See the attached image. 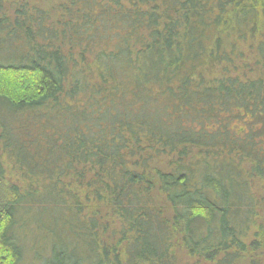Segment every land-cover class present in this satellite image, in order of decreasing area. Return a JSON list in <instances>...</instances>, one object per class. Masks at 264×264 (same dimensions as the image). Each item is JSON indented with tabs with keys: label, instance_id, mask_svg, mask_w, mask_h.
I'll list each match as a JSON object with an SVG mask.
<instances>
[{
	"label": "trees",
	"instance_id": "obj_1",
	"mask_svg": "<svg viewBox=\"0 0 264 264\" xmlns=\"http://www.w3.org/2000/svg\"><path fill=\"white\" fill-rule=\"evenodd\" d=\"M44 240L264 264V0H0V264Z\"/></svg>",
	"mask_w": 264,
	"mask_h": 264
},
{
	"label": "rangeland",
	"instance_id": "obj_2",
	"mask_svg": "<svg viewBox=\"0 0 264 264\" xmlns=\"http://www.w3.org/2000/svg\"><path fill=\"white\" fill-rule=\"evenodd\" d=\"M38 239H34L33 242L37 243ZM44 246L45 248L43 249L42 244H41V249H35V250H31L28 255L27 258H25L22 261V264H51L55 259H57L58 257H56V252H58L57 249H54V252L50 254V250L48 249V243L47 240H44ZM47 243V244H46ZM42 250V251H41ZM68 261H71V259L69 258ZM179 264H185V259L181 260V263ZM239 264H244V263H239Z\"/></svg>",
	"mask_w": 264,
	"mask_h": 264
}]
</instances>
